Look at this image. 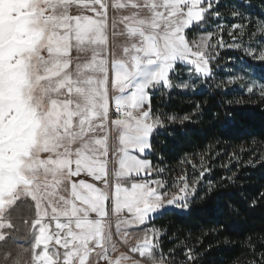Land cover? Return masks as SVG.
<instances>
[{"label": "snow or ice", "instance_id": "obj_1", "mask_svg": "<svg viewBox=\"0 0 264 264\" xmlns=\"http://www.w3.org/2000/svg\"><path fill=\"white\" fill-rule=\"evenodd\" d=\"M205 2L116 0L115 8L135 10L121 18L132 42L109 67L102 57L108 42L103 0H0V240L5 239L2 230L12 227L5 212L30 198L36 210L33 250H41L34 264H88L92 253L110 264L130 259L108 255L109 246L115 248L106 208L110 125L120 145L117 181L149 169V161L130 154L150 149L153 134L163 128V121L151 115L146 90L160 83L170 87L168 75L178 61H190L197 73L211 77L205 52L200 46L193 50L184 36L212 7L211 0L207 7ZM73 5H92L94 15H71ZM143 10L149 15L141 16ZM73 50L91 56L73 67ZM110 84L120 93L114 97V120L109 119ZM82 174L103 181L105 188L72 179ZM153 183L157 187L116 184L115 213L132 214L131 220H118V231L122 224H143L165 202L187 206L186 182L179 188L182 195L171 199L157 191L163 187L159 182ZM53 242L59 248L50 250ZM154 248V240L145 236L131 250L155 264Z\"/></svg>", "mask_w": 264, "mask_h": 264}, {"label": "trees", "instance_id": "obj_2", "mask_svg": "<svg viewBox=\"0 0 264 264\" xmlns=\"http://www.w3.org/2000/svg\"><path fill=\"white\" fill-rule=\"evenodd\" d=\"M215 12L240 24L255 51L263 49L264 0H218L206 20ZM224 54L211 61L213 71ZM238 61L250 71L247 92L241 84H212L198 93L161 87L151 94L163 128L147 158L154 167L190 157L201 166H188L196 189L186 212L165 211L150 221L169 264H264V60Z\"/></svg>", "mask_w": 264, "mask_h": 264}, {"label": "rangeland", "instance_id": "obj_3", "mask_svg": "<svg viewBox=\"0 0 264 264\" xmlns=\"http://www.w3.org/2000/svg\"><path fill=\"white\" fill-rule=\"evenodd\" d=\"M218 0H211V3H215ZM88 2V0H85ZM108 5L107 8V28L106 35L108 42L104 46L102 57L109 61V67L111 61L114 59L122 58V49L124 46L129 45L130 41L126 35V25L121 22V18L118 14L119 11L114 10V3L112 0H103ZM88 8L78 5H73L70 8L71 15H94ZM207 7V0L204 5ZM98 7V6H97ZM117 9V8H115ZM209 8L204 13V19L198 24L193 23L191 26L185 29L184 36L193 50H197V46H200L199 50L205 52L206 58L209 61V67L211 69V61L216 58L220 53L226 52L223 55V65L218 67L214 71L211 69L212 77L210 80H206L207 77L195 71V65L191 64L190 61H178L174 68L170 70L168 80L170 87L163 83L156 84L155 86L149 87L146 91L151 99V94L161 87H165L168 90H173L180 93H198L209 89L212 84H216L217 88L227 89L228 87L236 86L241 84V88L244 86V91L247 92L251 88V84L248 81L247 73L250 72L248 69L243 68L239 65L238 59L241 58L242 62L251 59L252 61H258L260 55L264 53L263 49L255 51L250 45V41L246 40V35L241 31L242 27L240 24L233 23L232 19L223 18L220 14L214 13L211 20H206V16ZM128 11L127 16L131 15L132 8H126ZM124 14L123 17L126 15ZM141 16H147L148 11L143 10L140 13ZM91 52L77 53L73 50V67L77 62H84L90 58ZM79 57V59H77ZM188 85V87H184ZM113 87H109V96L112 100L109 112V119L114 120L117 118L115 113L114 97L119 95ZM143 110H148V104L146 103ZM153 118L158 117L151 111ZM159 118V117H158ZM112 128L109 136V156L108 159V187L109 200L106 202V208L108 211L107 219L111 225L112 233V244L115 245L113 249L109 246L108 255L111 260H115L121 255L130 257L129 260L123 261L122 264H154V261L147 257H141L138 252H133L131 249L136 247L145 236L154 240L155 248L153 252L155 254V264H169L168 260L161 256L158 252L159 239L161 233L150 223L153 219L159 217L165 211L175 210L178 212H186V207H177L174 205H167L165 202V208L162 211L150 213L149 218L145 220L143 224L133 223L129 225H121L120 230L116 228L118 220H131L132 214L126 209H123L119 215L114 211L115 204V186L120 183L124 187H130L132 183H145L147 182L152 187H157L153 182H159L163 187H158L157 191L167 192L168 199H171L173 194L182 195L179 193V188L183 186V183L189 185L190 194L186 198V205L190 202L194 193L192 190L196 189V182L194 179V171L188 166L193 165L194 169H200L199 163L193 161V159L186 158L181 161L178 165L173 168L153 166L147 156L151 152L150 149H146L144 153H139L136 150H130V154L136 156L138 159H144L150 162L149 169L140 172L137 175L133 172L128 177H122L117 181L115 171L118 169L119 161V142L118 133L115 131V127L110 125ZM103 133H98L102 135ZM74 180H85L86 182L93 183L97 187L104 189L105 185L103 181H97L92 177L82 174L79 177H73ZM95 215V214H93ZM36 218V210L34 203L31 202L30 198H22L17 201L16 205L12 209L5 212V220L12 224L11 228H4L2 231L5 235V239L0 240V264H15L19 261V264H34L33 256L35 252H40V249L33 250L34 244V230L32 228V222ZM54 230V222H53ZM127 233V237L123 233ZM53 247L59 248V246L50 244L49 249ZM43 245L41 246V249ZM61 254L63 249H59ZM100 250L97 249V252ZM88 264H110L108 260L99 259L96 253H92L89 258Z\"/></svg>", "mask_w": 264, "mask_h": 264}, {"label": "crops", "instance_id": "obj_4", "mask_svg": "<svg viewBox=\"0 0 264 264\" xmlns=\"http://www.w3.org/2000/svg\"><path fill=\"white\" fill-rule=\"evenodd\" d=\"M123 2H126V0H123ZM112 3L115 4V3H116V0H112ZM128 8H131V7H128ZM128 8H127V9H128ZM114 10L119 11L118 14H119L120 18H122L123 15L126 14V13L128 12V11L126 10V8H124V9H115V8H114ZM134 11H135V10L133 9V10L131 11L130 14H132ZM148 15H149V13H148ZM125 16H127V14H126Z\"/></svg>", "mask_w": 264, "mask_h": 264}]
</instances>
